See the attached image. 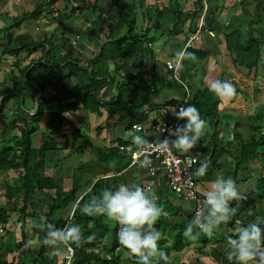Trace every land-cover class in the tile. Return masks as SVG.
I'll return each instance as SVG.
<instances>
[{"label":"crops","instance_id":"obj_1","mask_svg":"<svg viewBox=\"0 0 264 264\" xmlns=\"http://www.w3.org/2000/svg\"><path fill=\"white\" fill-rule=\"evenodd\" d=\"M4 1H0V4ZM130 1L133 6L129 11L125 5L119 7L120 2L116 0H109L108 3H106L107 0H97L93 9L90 8L94 6L90 3L91 0H76V2L72 0L69 2L72 11H68V8L66 12L63 7L67 1L56 0L51 8L53 10L63 9L60 13H66V16H63L62 22L43 15L34 21L36 29H41L40 31L45 36L52 35L56 39V44L63 51H69L71 56L79 61V64L85 65L87 61L98 55L101 44L109 40L107 36L109 31L103 28L104 24L101 27H96L90 22L88 29L84 26L95 9L100 11L98 18L115 19L119 16L124 21L128 20L130 15L134 18L132 33L138 37L135 45L137 48L142 47L143 50L130 51L129 54L122 55L115 61H107V69L111 78L108 75L105 76V82L97 90L98 100L103 106H100L96 113L82 108L71 113L74 124L83 131H88L92 138V142L87 141V146L81 151L87 156H82L81 163L91 165V171L97 173L99 168L95 166L94 162L98 149L102 147H117L120 155L112 159L113 161L123 162L128 158L130 161V157L124 149L125 146L137 147L138 139L157 138L158 135L153 132L151 126L157 121H172L175 118L173 111H177V106L185 95V89L172 78L171 71L165 65L166 61H178L177 75L190 93L188 101L195 90L202 91L207 88L212 91L210 85L214 81H231L235 88V95L230 98H221L215 94L214 98L218 99V104L214 106L216 116L205 120L206 128L203 136L196 146L188 151L195 158L194 174L202 162H206L208 165L204 176L199 177L195 174L197 188L202 195L210 186L211 181L222 176L233 178L244 197L240 202H232V206L237 208V214L213 231L211 236L215 238L214 242L208 241L209 236L202 233L205 235V241L202 244H198L199 236L195 240L196 243L193 244L192 241L190 244L197 248L196 253L199 258H202L204 264H225L227 262L225 252L228 238L230 236L235 238L236 230L242 225L251 222H264V207L257 201V196L260 195L264 203V187L260 179L264 176V21L260 19L264 17V11L261 8L264 7V3L258 4L263 0H243V2L240 0H209L208 17L212 23L209 27H205L197 41L186 48H184L185 41L192 31L189 30L192 21L190 12L194 8L195 0H182L181 2L180 0H169V4L173 6L174 2L175 6H178H173V8H178L183 14V17L177 18L180 27L175 32L172 31L174 25L171 23L174 21L170 19L171 15L167 16L168 23L166 25H159L160 15L164 12L159 14L158 11L167 5L160 4L159 0L158 2H153V0ZM47 2L48 0H11L9 4L6 0L4 4L14 6L17 13H3L0 16L5 15L10 18L9 21L12 24L14 17L23 16L25 12L29 14L31 7L33 9L35 5ZM121 2L123 4L125 1ZM19 3L21 4L19 5ZM21 7L26 11H21L24 10ZM42 8L46 9L48 5L45 4ZM186 12L189 13L186 15ZM55 13L57 11L53 13L56 17L58 14L55 15ZM169 13L171 12L167 11L168 15ZM27 16L19 24L13 23L9 29L12 35H28L22 33L26 30L22 27L26 25ZM69 17L71 20L74 18L75 22L71 21L68 25L63 24V20L66 19L64 22H68L67 18ZM29 18L31 17L29 16ZM4 26L6 25L0 20V28ZM63 27L64 30L61 29ZM237 28L243 43L251 37L252 31H255L253 37L259 33L262 34L263 44L260 46L259 62L256 68H251L248 64L254 60L253 55H249L246 51L240 55L236 52L233 54L225 46L224 35ZM16 30L18 31L14 33ZM56 31L60 35H56ZM128 31L129 29L125 27L121 34L126 37L125 44L131 42V38L127 36ZM67 38L68 41H66ZM72 44H74L73 47ZM194 50L200 51V54H195ZM181 52L193 53L197 59L195 61L185 59L179 55ZM66 72L67 70H57L65 84L74 80L72 77H64ZM127 73L137 75L138 78L131 79ZM101 79L104 78L101 77ZM120 85L125 87L122 91V100L115 107L116 110L108 114L106 104L116 100ZM113 87H115L114 90ZM61 91L62 88L59 86L55 88L56 93ZM71 100L73 99L70 98ZM125 100L127 101L126 105H124ZM256 115L260 116V119L255 118ZM250 118L253 119L250 121ZM184 123L185 121L181 120L180 124ZM132 124H140L143 128L141 131H132L130 129ZM256 125H259V129L254 134L263 138L262 146L256 147L257 152L254 151L252 158L239 164L236 161L239 158L240 145L250 141L253 136L251 127ZM232 129L234 132L231 134ZM237 133L239 137H237ZM171 139H175V137ZM213 140L219 146L226 144L225 150L227 151L220 154L211 164L209 161L214 149ZM59 142L57 141V145ZM67 147L61 150L60 155L63 156L66 152L74 151L73 148ZM172 149L177 153H188ZM62 152L65 153L62 154ZM52 164L47 166L46 171L50 167H54V171L46 172V174H55L56 177H60L63 188H69L70 185H66L61 176L60 160L57 156L55 165ZM77 166H80V163H77ZM100 175L101 173H97L94 176ZM103 177L114 188L121 183L138 184L146 191L150 190L155 193L157 204L163 210L156 224L164 223L163 226L160 224L161 227H165L160 228V231L161 236L167 239V244L171 241L172 227L191 215L193 202L181 199L170 191L163 169H159L151 175L147 168L130 166L128 162L126 167L116 175L110 173ZM258 186L262 187L263 193L258 192L257 194L254 191V188H258ZM105 241L107 244L108 240L105 239ZM217 242H221V244ZM184 247L179 251L170 250L169 255L172 251L181 252ZM176 257L174 258L178 260ZM174 258L173 261L168 258L170 264H176Z\"/></svg>","mask_w":264,"mask_h":264},{"label":"trees","instance_id":"obj_2","mask_svg":"<svg viewBox=\"0 0 264 264\" xmlns=\"http://www.w3.org/2000/svg\"><path fill=\"white\" fill-rule=\"evenodd\" d=\"M55 1L48 0L45 3L48 5L46 9L42 8L45 4L36 5L29 14L25 12L23 16L14 17L13 23L19 24L27 15L33 20H37L43 12H45L46 16L51 15V18L61 21L63 16H66V13L57 12L58 15L56 17L54 16V10L51 6ZM96 2L97 0H91L90 3L94 6L90 8L93 9ZM240 2H243V0H240ZM263 3L264 0L258 4ZM123 5L129 11L133 6L131 1H125ZM202 5V0L194 1V8L190 12L192 21L189 30L194 31L200 12L202 11ZM208 7L205 13L204 27H209L212 23L210 17H208ZM261 8L264 11V7L262 6ZM70 11H72V8ZM162 11L164 13L160 15L161 20H159L161 23L159 22V25L163 23L166 25L168 23L166 21L167 11H170L172 13L171 20L174 21L171 23L174 25L172 31H177L180 27L177 18L183 17V14L178 8H173L170 4L162 8L158 13L160 14ZM188 13L186 12V15ZM260 19L264 21V17ZM125 22L127 23L126 28L129 29L127 36L131 38V42L125 44V35L109 31L107 35L109 40L101 44L98 55L92 60L87 61L85 65L79 64V61L75 57H72L69 51H63L56 44V39L52 35H44L41 40H32L27 35H12L9 29L13 26V23L0 28V55L7 54L12 58L14 57L11 62L14 70H10L11 78L9 79L11 86L2 84V87H0V97H3L0 102V116L11 98L20 95V90H23L21 86H18L19 82H24L25 80L26 82L36 84L42 91L37 99V108L34 113H16L15 116L21 121L16 126L19 134L9 135L6 132L1 133L0 176L8 170L16 172L17 175L12 178L11 182L4 181V197L7 199V202L0 206V231L4 232L5 245H0V264H65V254L61 260H56L54 255L51 254L53 249L41 243L45 232L36 227L34 222L54 224L57 228H65L69 225H80L85 240L88 236L94 235V239L90 242L81 243L79 246L75 244L70 245L73 249V256L69 264H138L137 258L130 255L119 244L117 239L118 225L114 221L110 223V220L104 216H86L79 210L91 197L99 196L103 189H115L103 176L110 173L116 175L122 168L126 167L129 158L123 162H116L112 159L120 155L117 147L99 148L94 164L99 168L97 173H101V175L94 176L97 173L91 171V165H80L75 168L77 170L72 171L70 176L71 183L67 189L63 188L60 177H56L55 174H46L47 166L51 163H53V166L55 165L56 156L60 162L64 159V155H60L63 148L71 146L74 147L75 152L76 150L78 152L87 146V140L82 134L83 129L81 130V128L74 124L71 113L78 108L96 113L98 108L103 106L98 100L97 90L105 82V76H110L107 69V61H115L120 56L129 54L130 51L143 50L142 47L137 48L135 45L137 42L136 38L138 37L132 33L134 24L133 16L130 15L129 19ZM193 25H195L194 29ZM224 36L225 46L233 54L238 53L240 55L245 51L249 53V49L252 47L255 51L254 60L248 64L250 65L249 67L256 68L259 62L260 46L263 44L262 34L259 33L255 36L258 38L251 35L244 43L241 41L238 28L230 30ZM66 41H68V38ZM37 51L40 52L38 58L32 57L26 63L22 64L23 60H26V58ZM23 52L24 56L21 55ZM194 53L199 55L200 51L194 50ZM243 59L245 60V58ZM27 69L28 71L24 79L23 74ZM59 69L67 70L64 77H72L74 80L66 84L63 83V77L57 73ZM127 76L131 79L138 78L137 75H131L130 73H127ZM101 77L104 79H101ZM57 85L61 86V92H55L48 96L45 95L47 87L53 88ZM30 87L33 88L29 92L32 106L28 110L34 107V96L37 92L34 86ZM123 87L124 85L119 86L116 100L106 104L108 114L115 111V107L121 102L122 91L125 88ZM214 96L215 92L207 88L202 91L195 90L191 99L187 101L186 106H195L199 110L201 118L209 120L213 116H216V108L214 106L218 104V99L216 97L214 98ZM70 98L73 100L70 101ZM126 103L127 101L125 100L124 105ZM45 117L46 121L44 126L46 130L42 132L41 143L39 146L33 147V135L40 128V124ZM255 118L260 119V116L256 115ZM66 126L70 131L69 135L64 131ZM54 129L63 131L61 137L64 140L58 143L59 146L55 145L56 141L52 134ZM258 129L259 125L251 127L253 136L250 141L240 145L239 158L236 161L239 164L252 158L255 147L262 146L263 138L257 137L254 134ZM68 136L69 143H67V140L65 141ZM80 139L83 140L80 141ZM9 140L12 141L11 145H3L4 142ZM78 141L79 143H77ZM213 144V154L209 161L211 164L220 154L227 151L225 150L227 147L226 144L219 146L214 140ZM91 173L94 174L92 175ZM262 185L264 187V184ZM39 194L42 195L41 200L44 207L42 212L36 209V204L40 201V199H36ZM67 207H70V214L63 217V211ZM11 212H17V218L20 221L19 233L22 241H25V219L29 218L31 232L38 242V248L34 253H31L29 248L24 246L22 257H19L17 260L14 258L8 260L6 258V253L14 252L18 248L16 246L15 231L7 227ZM191 219L192 217L190 215L172 227L171 241L169 244L166 243L167 239L161 236L158 244L160 249L167 254L168 258L170 256V250L179 251L188 243L187 241H193L198 238L197 236L195 239L189 240L183 235L184 228ZM160 224H155V228L158 231H160V228H165L161 227ZM104 238L108 240L107 244L102 241ZM199 239L203 243L205 241V235L201 233ZM61 248L65 250L66 247L61 246ZM122 255H124V258ZM225 264H234V262H229L227 259Z\"/></svg>","mask_w":264,"mask_h":264},{"label":"clouds","instance_id":"obj_3","mask_svg":"<svg viewBox=\"0 0 264 264\" xmlns=\"http://www.w3.org/2000/svg\"><path fill=\"white\" fill-rule=\"evenodd\" d=\"M185 59L195 61L193 53H179ZM211 90L221 98L235 95L231 81H214ZM177 120L185 121L174 128H168V136L163 140L157 139L152 145L162 152L175 148L180 152H188L196 146L204 134L206 121L201 118L199 110L193 106H180L173 111ZM162 130V129H161ZM175 137V139H170ZM149 145L146 138L138 139V146L143 149ZM147 159L142 166H147ZM207 163L202 162L196 169V175L202 177L207 172ZM202 206L197 209L191 221L185 226L183 235L192 240L201 233L211 236L213 231L222 223H226L237 214V208L232 202H240L242 197L236 181L231 178L218 176L211 181L203 193ZM80 212L86 216H104L118 225L117 239L119 244L130 255L137 258L138 264H170L167 254L160 249L158 242L161 233L155 224L162 215V208L157 204L154 192L146 191L138 184H119L114 190L105 188L99 196H93L80 207ZM35 226L45 232L42 244L53 249L58 254L61 246L90 242L94 235L85 240L80 225H69L57 228L46 222L36 223ZM264 222H251L236 230L235 238L229 237L225 255L234 264H264ZM26 247L31 246L29 241Z\"/></svg>","mask_w":264,"mask_h":264},{"label":"rangeland","instance_id":"obj_4","mask_svg":"<svg viewBox=\"0 0 264 264\" xmlns=\"http://www.w3.org/2000/svg\"><path fill=\"white\" fill-rule=\"evenodd\" d=\"M0 1H4V0H0ZM5 1L0 4V5H2V6H0V15L3 13L7 14L9 12L11 14H13L12 12L17 13V10L14 8V6H11V5L9 6V4L11 3V0H7V3H9L7 5L4 4ZM40 1H42V0H40ZM116 1L120 2L119 7L121 5H123L121 1H129L130 2V0H116ZM181 1L182 0H180V2ZM69 2H72V0H67V3H65V6L63 7L64 11H66V12H67L68 8H69L68 11L71 10L70 9L71 4H69ZM73 2H74V0H73ZM108 2H109V0H107L106 3H108ZM153 2H158V0H153ZM159 2H161L160 4L165 5V6L169 4V0H159ZM21 3H23V2H21ZM21 3H19V5ZM60 4H62V3H60ZM183 4H184V2H183ZM72 5H74V4H72ZM173 6H175L174 2H173ZM177 6L178 5H176L175 7H177ZM21 8L24 9L23 7H21ZM33 9H32V7L30 8L31 11ZM63 9L54 10V12H56V11L60 12V11H63ZM21 11H26V9L21 10ZM98 13L100 14L99 9H95L94 12L90 16L91 18L87 20L88 23H84V26H86L87 29L90 27V22H91V24H94L96 27H101V25L104 24L105 27H103V28L104 29L106 28L107 31H113V32H118V34H122V31H124V28L126 27V25H125L126 22L124 21V19L122 17L117 16L115 19H113V18L104 19L105 17L98 18L97 17ZM42 15L44 17L46 16V14H44V12ZM55 15H57V13H55ZM170 15L172 16V13H169V15L167 14V16H170ZM48 16H49V18H51V15H48ZM81 17H83V14H81ZM26 18H27L26 19V25H24L25 27L23 26L22 28H25L27 30V32H25L26 30H24V31H22V33H27L29 35V36L28 35L27 36L29 38H31L32 40H40L44 35L43 32L40 31L41 29L40 30L36 29V26L34 25L35 20L29 18V15ZM73 19L71 20L70 17L67 18L68 22H64L66 20V19H64L63 24L65 23V25L66 24L68 25V23H71V21L75 22V20H73ZM170 19H171V17H170ZM0 20L3 22L4 25L11 23V21H9L10 18L6 17L5 15L0 16ZM160 20H159V22H160ZM166 20H168V18H166ZM77 22H79V21H77ZM162 23H163V20H162ZM41 28H43L42 25H41ZM61 29L64 30L65 28L63 27ZM17 31L18 30H16L14 33H16ZM254 32L252 31L250 33V35L254 36L255 35ZM48 33H50V32H48ZM56 33H57L56 35H60L57 31H56ZM257 33H259V32H257ZM255 38H258V37H255ZM39 53L40 52H35L34 54L30 55L28 58H26V60L22 61V64L26 63L28 61V59H30L32 57L38 58ZM254 53H255V51L251 47L249 49V55L253 54V56H254ZM259 54H260V52H259ZM21 55L24 56V52ZM13 58L9 57V55H7V54L0 56V87H2V84H7V85L11 86L9 79L11 78L10 70L13 69V66L11 65ZM18 86H21V88H23V90H20V95H17L15 97L11 98V100L7 103L6 108L4 109L3 113L0 116V140L2 139L1 133L6 132L9 135H11V134L12 135H18L19 134L16 126L21 121L15 115L18 112H21V113L22 112H28L29 111L28 109L32 106V102H31L28 94L31 90H33V88L30 87L33 85L30 82H26L24 80V82H19ZM58 86L61 88L60 85L54 86L53 88L47 87L45 90V95L48 96V95L54 94L55 88L56 87L58 88ZM112 89L114 90L115 87H113ZM249 120L251 121L252 119L250 118ZM45 121H46V117L44 118L43 122H41L40 128L38 129V131L33 135V138H32L33 147H37L41 143L42 132H45V130H46L45 126H44ZM234 129L231 130V134L234 132L233 131ZM64 131H66L69 135L70 131H69L67 126L65 127ZM62 132L63 131H57L55 129L53 130L52 134L54 135L53 137H54V140L56 141L55 145H57V141L64 140L63 137H61ZM238 132L240 133V131H238ZM82 134L84 135V138L89 143L92 142V138H90V134L88 131L82 130ZM237 137H239L238 133H237ZM66 140H67V143H69V136L65 139V141ZM81 140H83V139H80V141ZM11 144H12V141H10V140L3 143V145H11ZM1 145L2 144H0V147H1ZM71 148L74 149V147L69 146V149H71ZM255 150L257 152L256 147H255ZM64 153L65 152H62V154H64ZM83 155L84 154L81 153V151H78V152L70 151V152H66L64 154L63 162H60V170L62 171L61 176L63 177V181L66 185H70V182H71L70 176H71L72 171L77 170V169H75L78 167L77 163H80V165L84 164V163H81L82 162L81 159H83L82 158ZM84 156L87 157L86 155H84ZM55 169H56V167H55ZM53 171H54V167H50L47 169L46 172L50 173ZM16 175H17L16 172H14L12 170H8L7 172H5L3 175L0 176V206L7 202V199H5V197H4V193H5V189H4L5 182L4 181L11 182L12 178L16 177ZM260 179L262 180L261 184H264V176L260 177ZM254 191L257 192V194H258V192H260V194L263 193L262 187H259V186H258V188L255 187ZM41 197H42V195L39 194L36 198V199H40V201H38L36 204V209L39 212H42L44 209ZM257 201L260 203V205H262V207H264L263 199L260 195L257 196ZM260 210H261V208H260ZM69 211H70V207H67L63 211V217H66L68 214H70ZM17 216H18L17 212H11L10 220H9V223L7 224V227L13 229L16 233V246L18 247L14 252L6 253V258L8 260H10L11 258H14L15 260H17L19 257L21 258L22 254H23L22 253L23 248L29 241H31V246H29L28 248H29V251L31 253H34L38 248V242L36 240V237L31 232V224L29 222L30 221L29 218L25 219L26 223L24 224V230L26 232L25 233V241L23 242L22 239L20 238V233H19L20 221H19V218H17ZM109 222L111 223L112 221H109ZM161 225L163 226L164 223L161 222ZM111 226H112V224H111ZM102 241L105 243L106 242L105 238ZM208 241L214 242L215 238L213 236H209ZM187 242H188V244L186 245V247H184V249L181 252H174V251L170 252L169 259H172V261H173V258L175 256H177L176 258H178V260L174 258L175 259L174 261L176 262V264L177 263L178 264H181V263H183V264H204L202 261V258H199V256L196 253L197 248L195 246L190 245L192 241H187ZM196 242L197 241L193 240V244ZM217 243L221 244V242H217ZM198 244H202V241H200L199 238H198ZM0 245H3V246L5 245V238H4V232L3 231H0ZM65 252H66V250L61 248V252L59 254L57 252H55L54 250L51 252V254L54 255L56 260H58V259L61 260L63 258V255L65 254ZM122 257L124 258V255H122Z\"/></svg>","mask_w":264,"mask_h":264},{"label":"built area","instance_id":"obj_5","mask_svg":"<svg viewBox=\"0 0 264 264\" xmlns=\"http://www.w3.org/2000/svg\"><path fill=\"white\" fill-rule=\"evenodd\" d=\"M209 0H202V11L200 12L197 25L194 31L190 32L185 41L184 48L191 46L195 41L199 39L202 32L205 30L204 18L207 11ZM74 44H72V47ZM166 67L171 70L172 78L182 85L185 89V95L181 100V103L177 106V111L180 106H185L190 97V93L185 84L182 83L177 75L178 61H166ZM181 120L174 118L172 121H157L151 128L154 133H157L158 137L148 140L149 145L141 149L139 146L132 147L130 145L125 146V151L130 157V166H142V162L147 159V171L153 175L157 170L163 169L165 172L166 183L170 191H172L177 197L181 199H188L193 202L191 211V217H193L198 208L202 206L201 202L204 197L197 188L196 177L194 174L195 158L189 153H177L173 149L167 152H162L152 145L157 139L163 140L168 136L166 129L174 128L177 124H180ZM142 126L140 124H132L130 129L132 131H141ZM162 129V130H161ZM127 134V133H125ZM172 137H170L171 139ZM65 264H69L72 256L73 249L68 246L65 248Z\"/></svg>","mask_w":264,"mask_h":264},{"label":"water","instance_id":"obj_6","mask_svg":"<svg viewBox=\"0 0 264 264\" xmlns=\"http://www.w3.org/2000/svg\"><path fill=\"white\" fill-rule=\"evenodd\" d=\"M41 62H43V60H41ZM32 66V65H31ZM27 71H28V69L24 72V74H23V77H24V79H25V77H26V73H27ZM35 88H36V90H37V92H36V95L34 96V107L31 109V110H29L28 112L29 113H34L35 111H36V108H37V99H38V97L41 95V89L39 88V86L38 85H36V84H33V83H31ZM2 96L0 97V102L2 101Z\"/></svg>","mask_w":264,"mask_h":264}]
</instances>
